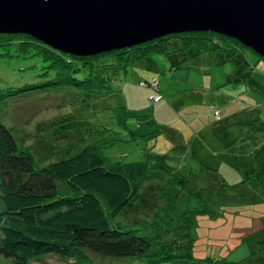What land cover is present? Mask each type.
<instances>
[{
  "label": "trees",
  "instance_id": "16d2710c",
  "mask_svg": "<svg viewBox=\"0 0 264 264\" xmlns=\"http://www.w3.org/2000/svg\"><path fill=\"white\" fill-rule=\"evenodd\" d=\"M12 44L15 46L14 54L4 52L0 55L39 58L41 71L36 75L47 78L42 82L1 88L0 100L29 91L37 93L72 85L79 89L84 112L97 113L99 108H105L106 97L113 93V81L124 76L130 66L138 64V60L143 63L142 59L153 55H167L171 47L178 50L189 47L190 56L207 61L209 68H201L205 74L201 86L194 89L184 86L182 91H202L205 80L211 79L208 75L213 66L230 61L235 66L234 73H226L223 84L206 91L213 92L231 79L234 83L250 79L260 88L249 82L248 88L255 95L258 93L264 104V76L257 78L252 75L253 68L260 67L264 58L238 40L215 32L168 34L92 56L63 53L24 33L0 34V46ZM244 49L255 54L253 61ZM221 55L223 59L220 60ZM240 61L247 66L236 73ZM180 64H173L172 70L176 71ZM171 76L174 73L171 72ZM161 81L152 75L149 79H138L137 83L150 88L151 102L161 101L159 104L166 105L170 94ZM169 87L172 88L170 84ZM154 95H158L155 100L151 99ZM237 100L231 97L229 102ZM178 101L184 103L183 99ZM190 102L182 110L178 109V112L186 109L183 116L179 112L169 122L161 121L158 128L162 131L156 133V137L161 135L157 139L162 145L158 142L144 160L134 162L121 158L110 160L94 139L69 157L37 167L31 151L18 146L8 128L0 122V255L7 257L10 264H32L34 261L45 264L43 259L46 255L69 258L70 264H155L176 257L169 250L175 244L176 235L185 231L186 236L181 238L185 236L186 246L190 235L188 228L194 224V216H205L209 212L211 215L212 203L223 212L225 206L264 202L263 135L257 137L260 138L258 144L250 139L246 146L248 148L249 145L247 155L235 153L221 142L206 143V139L201 140L200 136L190 141L187 137L190 135V115L194 108L199 113L197 106L202 105L195 98ZM240 103L241 107L247 108L245 102ZM252 107L258 112L257 116L253 117L255 113L249 116L250 122L242 119L248 116L238 118V123L252 125L259 134H264V110L261 106ZM121 108L119 111L124 118L120 124L126 128L129 112L125 107ZM207 108L212 122H221L223 108L216 103H208ZM198 124L196 127L200 130ZM92 133L97 132L93 130ZM174 155H178L176 159L180 163L171 159ZM168 159L174 164H170ZM188 160L195 164L184 167ZM153 188L159 198H156L158 205L155 203L151 211L152 220L144 219L143 224L128 226L110 223L124 209L140 211L142 206L137 205L138 198L143 202ZM260 232L259 235L253 232L256 235L254 240L246 236L242 239L251 249L255 246L251 255L246 257L247 264H264V225ZM90 253L98 256L100 261L94 262ZM188 258L193 264H204L200 258ZM249 258H252L251 262ZM204 259L207 264H239L227 262L222 257Z\"/></svg>",
  "mask_w": 264,
  "mask_h": 264
},
{
  "label": "rangeland",
  "instance_id": "374dc122",
  "mask_svg": "<svg viewBox=\"0 0 264 264\" xmlns=\"http://www.w3.org/2000/svg\"><path fill=\"white\" fill-rule=\"evenodd\" d=\"M184 48L178 50L171 47L167 55H153L142 59L143 63L138 60V64L130 66L124 76H119L113 81L115 89L110 96L106 97L105 108H99L97 113L87 112V110L84 112L77 86H58L37 93L29 91L18 96H8L0 100V122L8 128L18 146L26 147L31 151L37 167L69 157L86 144L92 143L94 139L100 145L102 152L112 161L119 158L126 162L144 160L152 148L157 147L158 142L161 144V141L157 139L161 135L156 137V133L162 131L158 128L161 121L169 122L170 119L178 116L180 112L178 109L182 110L183 106L186 107L190 94L188 89L198 88L203 82L205 74L201 68H209L207 61L199 60L198 56H190L189 47ZM14 50L13 44L0 46V53L14 54ZM244 52L251 61L253 57H256L248 49H244ZM182 53L185 54V58ZM221 59H223L222 55ZM175 63H181L180 68L176 67V71L172 70V65ZM239 63L243 65L241 61ZM41 65L39 58L0 55V89L8 85L20 86L28 82L44 81L47 77L36 75L40 73ZM185 65L189 67V70L185 68ZM261 65H264V61ZM234 68L230 61L213 66L208 75L211 77L212 87L223 84L227 78L226 73L232 75ZM171 72L174 76H171ZM152 75L161 79V85L169 91L170 100L166 105L159 104L161 101L151 102L150 88L141 87L137 83L138 79H149ZM184 86L188 89L182 91ZM248 92L251 93V91ZM256 95L261 99L258 93ZM257 97L254 96L251 102L258 103ZM243 98L249 103L251 94L246 93ZM178 99H183L184 103L179 102ZM262 102L258 106L264 110ZM118 107L120 109L125 107L129 112L126 128L120 124L124 114ZM185 110L180 112V116H183ZM256 116L253 115L254 118ZM106 126L112 129L107 130ZM234 129L239 133L238 141H242L246 148L250 138L244 134L242 139L243 134L237 127ZM93 130L97 133L93 134ZM262 135L264 137V134L258 133V136ZM253 141H260V138ZM168 162L174 164L171 159H168ZM194 164L192 160H188L184 167ZM156 198H159V195L153 188L149 197L144 198L143 202L138 198L137 205L142 206L140 211L124 209L114 216L110 223L113 225L119 222L128 226L152 220L151 211L156 204L158 205ZM210 209L211 215L209 212L208 216H194V224L188 228L190 235L186 246H184L185 231H180L176 235L175 244L169 247L170 253L176 257L158 261L155 264H193L188 256L200 258L204 264L208 262L204 259L207 257L213 259L222 257L227 262L247 264L246 257L251 255V250H254L255 246L251 249L242 239L246 236L254 240L256 235L253 232L257 234L260 232L264 225V202L225 206L223 212L217 210V205L212 203ZM182 235H185L184 238H181ZM89 256L94 262L100 261L98 256L91 253ZM43 260L45 264L71 263L69 258L54 255H46ZM251 261L252 258H249V262ZM0 264H10V261L4 255H0ZM32 264L42 263L34 261Z\"/></svg>",
  "mask_w": 264,
  "mask_h": 264
},
{
  "label": "water",
  "instance_id": "95a60500",
  "mask_svg": "<svg viewBox=\"0 0 264 264\" xmlns=\"http://www.w3.org/2000/svg\"><path fill=\"white\" fill-rule=\"evenodd\" d=\"M215 32L264 58V0H0V34L92 56L168 34Z\"/></svg>",
  "mask_w": 264,
  "mask_h": 264
},
{
  "label": "crops",
  "instance_id": "0c3cea01",
  "mask_svg": "<svg viewBox=\"0 0 264 264\" xmlns=\"http://www.w3.org/2000/svg\"><path fill=\"white\" fill-rule=\"evenodd\" d=\"M242 64L243 65L239 64V66L235 70L236 73H238L239 70H241L242 68H246L245 67V66H247L246 63H242ZM259 66L260 67L256 66L253 68V73H252L253 77L258 78V77L264 76V65H259ZM240 74H243V73H240ZM210 80H211L210 78H207L205 80V89H203L200 92L199 91L194 92L192 90L189 94L188 99L190 101L194 100V98H195V99H197V102H199L202 105L200 106V108H198L199 113H198L196 108H194L192 110L193 113H191V115H190L191 119L188 122L189 123L188 127H190L189 128L190 129V135H187V137L190 139V141H195V138H198L200 136L201 140L203 138H205L206 139L205 142L210 143V144H220V142H221V143L225 144L226 146H228L230 148V150L234 151L235 153H238V152L243 153L244 152L245 155H247L249 153V151H248L249 145H248V148L247 147L245 148V145L242 144V141H238L239 140V138H238L239 133L234 128L237 127V129L243 134L242 139L244 138V134H245V136H248L250 139H255L258 137V135H257L258 129L257 128H255L252 125L251 126H249V125L244 126V125L238 123V118L248 116V117H245L242 119H243V121L250 122L252 120L249 118V116H252L254 113H255V115H256V113H258V112H256V109H254L252 106L258 107V104H260L261 101H263V99H259L255 95V92L252 91L251 88H248V86H249L248 82L252 86L257 85V83L250 80V79L247 82H236V83H234L233 82L234 80L231 79L232 81L227 83L223 87L216 88L215 91L208 93L206 90H208L209 88H211L213 86L211 84ZM216 86H218V85H216ZM216 86H214V87H216ZM237 87H239V89H237ZM258 87L260 88V86H258ZM248 91H251V93ZM244 93L245 94L246 93L251 94V99H250L249 103L247 102V100H245L243 98V95H245ZM192 95H194V96H192ZM254 96L257 97L258 103L257 102H251V100L253 99ZM231 97H235L239 100H237L233 103H230L229 99ZM190 101L188 102L187 106L191 103ZM240 101L245 102L247 105V108L241 107ZM208 103H216L223 108L224 112H223V118H222L221 122L216 123V124H214L212 122V118L208 114V108H207ZM200 115L203 118L199 117ZM198 123H200V125ZM235 123H237V124H235ZM197 124H198V126H200V130L198 129V127H196ZM180 136L182 138L185 137L182 135H180ZM188 138H186V139H188ZM168 139H170V138H168ZM171 140H173V139H171ZM258 142H260V141H256L254 144H258ZM176 158H178V155H174L173 157H171V159L173 161L177 160L175 162L180 163L181 161H178L179 159H176Z\"/></svg>",
  "mask_w": 264,
  "mask_h": 264
},
{
  "label": "built area",
  "instance_id": "2783aa9c",
  "mask_svg": "<svg viewBox=\"0 0 264 264\" xmlns=\"http://www.w3.org/2000/svg\"><path fill=\"white\" fill-rule=\"evenodd\" d=\"M157 97H158V95H154V96H153V100H155Z\"/></svg>",
  "mask_w": 264,
  "mask_h": 264
}]
</instances>
